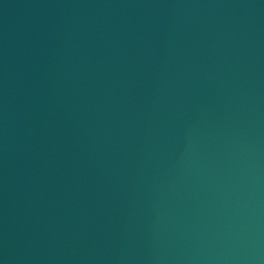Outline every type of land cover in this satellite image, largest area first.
<instances>
[{
    "label": "water",
    "instance_id": "obj_1",
    "mask_svg": "<svg viewBox=\"0 0 264 264\" xmlns=\"http://www.w3.org/2000/svg\"><path fill=\"white\" fill-rule=\"evenodd\" d=\"M0 264H264V0L0 84Z\"/></svg>",
    "mask_w": 264,
    "mask_h": 264
}]
</instances>
